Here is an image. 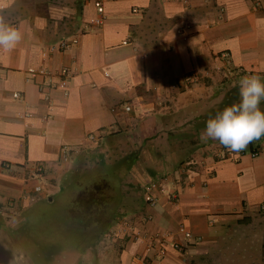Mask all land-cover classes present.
<instances>
[{
  "label": "crops",
  "instance_id": "crops-1",
  "mask_svg": "<svg viewBox=\"0 0 264 264\" xmlns=\"http://www.w3.org/2000/svg\"><path fill=\"white\" fill-rule=\"evenodd\" d=\"M0 23L22 33L0 50V258L31 253L26 217L67 192L72 201L80 183L68 179L92 154L120 178L118 207L61 264L91 250L84 264H214L258 227L264 254V138L240 152L201 138L223 97L214 80L264 77V0H0ZM71 36L72 48L44 57ZM38 68L71 75L49 89L28 78Z\"/></svg>",
  "mask_w": 264,
  "mask_h": 264
},
{
  "label": "rangeland",
  "instance_id": "rangeland-1",
  "mask_svg": "<svg viewBox=\"0 0 264 264\" xmlns=\"http://www.w3.org/2000/svg\"><path fill=\"white\" fill-rule=\"evenodd\" d=\"M152 27L156 28L155 25ZM230 75V73H227L228 77L222 81L214 80V89L216 90L218 85V88H221V90H218L219 93L223 94L221 99H223L224 96L226 97L230 88L237 84L239 85ZM262 79H264V77ZM217 97L218 93L214 95V107L221 101V99ZM214 143H219V141L214 140ZM105 162L101 159L99 160L97 155L92 154L90 155L86 168L84 167V172L82 169H78L75 175L73 176L72 174V177H69L68 180H78L80 183L78 184L80 187L79 190L92 185L94 181H107L112 192V202L104 216L110 218V215H113L112 212L115 211L111 208L118 207V197L121 195L122 183L120 182L119 176L114 173V168L108 169L107 166H105L101 169V167H96L99 166V164L105 165ZM68 197L69 192L63 194L60 198H54L52 203L45 202L43 207L37 206L30 215L26 217V222L22 224V227L24 229L26 228L27 234H31V239L27 241V247L31 253L17 251V253H13L14 255L12 256L11 262L0 258V264H31V260L33 264H47L51 260H53L52 263L61 264L62 258H66L65 256H67V254L83 252V249H86L87 246L85 243L83 245L81 244L84 241L78 240V234L85 235V231L69 217L68 209L71 200ZM68 218L70 219L69 222L67 221ZM114 225L115 224H113V226ZM100 227L102 228L103 225L101 224ZM100 227H94V229L91 227L88 232H90V235L93 237L98 234L101 229ZM3 228H5V225L0 224V230ZM72 228H74V233L70 232ZM259 230L260 228L258 227L256 229L251 228L250 230H246V232H240L244 237L234 238L228 243V246H226L228 248L220 250V252L223 254L226 253V255L215 254L214 264H264V254L260 252V242L255 237V235L259 233ZM108 232L110 234L108 238H112L114 232L112 230H108ZM248 234L251 240H246ZM27 237L29 238V235H26L25 242ZM0 238L2 237L0 236ZM100 240H93L94 243H97L96 246H98ZM31 241H33L34 246L30 243ZM97 251L98 247H96V252ZM216 251L219 252V250ZM89 252L92 253V250ZM89 252H84L85 254L79 264L86 263V254H89ZM31 254L37 255V257L42 255L44 260L31 258Z\"/></svg>",
  "mask_w": 264,
  "mask_h": 264
},
{
  "label": "clouds",
  "instance_id": "clouds-1",
  "mask_svg": "<svg viewBox=\"0 0 264 264\" xmlns=\"http://www.w3.org/2000/svg\"><path fill=\"white\" fill-rule=\"evenodd\" d=\"M22 39V33L10 24L0 23V50L11 51ZM264 79L246 75L239 81V100L225 106L207 119L201 133L204 140L219 141L233 152H240L264 136Z\"/></svg>",
  "mask_w": 264,
  "mask_h": 264
},
{
  "label": "trees",
  "instance_id": "trees-1",
  "mask_svg": "<svg viewBox=\"0 0 264 264\" xmlns=\"http://www.w3.org/2000/svg\"><path fill=\"white\" fill-rule=\"evenodd\" d=\"M238 100L239 85L237 84L230 88L226 97L224 96L220 103L214 107V115L225 106L238 102ZM260 107L264 110V101H262ZM262 138H264V136L260 139ZM111 202L112 192L108 182L105 180L94 181L92 185L83 189L81 188L75 195L69 205L68 214L69 217L86 232L91 227L92 229H94V227H100L104 219L107 221L110 220V218H106L104 215L107 209L110 208ZM111 209H114V207Z\"/></svg>",
  "mask_w": 264,
  "mask_h": 264
},
{
  "label": "built area",
  "instance_id": "built-area-1",
  "mask_svg": "<svg viewBox=\"0 0 264 264\" xmlns=\"http://www.w3.org/2000/svg\"><path fill=\"white\" fill-rule=\"evenodd\" d=\"M94 24H100L101 23V19L97 18L96 20H94L93 22ZM78 42L77 37L71 36L69 38H64L60 41H58L55 44L50 45L49 47H47V50L43 53L44 57L47 56V52L48 53H55V52H62L65 50H69L70 48L73 47V45H75ZM226 57V55L224 56ZM70 72L66 69L61 70L59 73H52L49 70H47L46 68H38V69H32L28 72V78L30 80H34L37 77H41L44 78L45 84L46 86L51 89L52 86L54 87V78L58 77L59 78V85L64 87L67 84V80L70 77ZM244 75H239V81L240 79L243 77ZM187 81H192V76L188 75L186 77ZM254 156L258 155V152H254L253 154ZM70 158V152L68 151L67 148H63L61 151V159L64 162H67ZM38 172L40 173L42 171V167L39 166L37 167ZM161 186V182L155 181L152 182L150 184H148L145 187L146 192L148 193V199L147 202L151 205V206H155L157 203V198L152 195V192L154 190H157L158 188H160ZM41 188L37 187L36 191H40ZM180 231L185 235L186 238H190L191 237V233L189 231H187L184 227L180 228ZM172 247L176 250H181L182 249V245L179 243H173ZM143 264H146L145 262Z\"/></svg>",
  "mask_w": 264,
  "mask_h": 264
}]
</instances>
